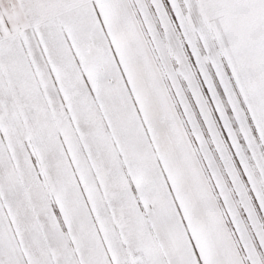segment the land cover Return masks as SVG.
I'll return each instance as SVG.
<instances>
[{
	"label": "snow or ice",
	"instance_id": "1",
	"mask_svg": "<svg viewBox=\"0 0 264 264\" xmlns=\"http://www.w3.org/2000/svg\"><path fill=\"white\" fill-rule=\"evenodd\" d=\"M0 264H264V0H0Z\"/></svg>",
	"mask_w": 264,
	"mask_h": 264
}]
</instances>
